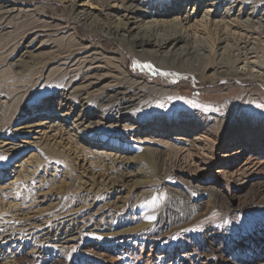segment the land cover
Segmentation results:
<instances>
[{
  "label": "bare ground",
  "instance_id": "obj_1",
  "mask_svg": "<svg viewBox=\"0 0 264 264\" xmlns=\"http://www.w3.org/2000/svg\"><path fill=\"white\" fill-rule=\"evenodd\" d=\"M183 79L231 82L240 94L206 105L179 92L177 81ZM258 87L264 89V0H0V97L5 101L0 137L11 134L12 127L25 128L22 122L45 110L62 112L80 128L86 144L109 151L121 144L111 131L141 132L173 147L152 158L164 180L176 177L198 198L238 205L249 189L264 194V177H257L264 173V101L253 93ZM57 135L62 138L61 129ZM47 148L53 158L60 156ZM78 153L115 174L127 166L113 159L116 155L98 158L82 147ZM138 158L143 159L141 152ZM172 159L184 171H173ZM106 177L105 188L122 175L113 181L109 173ZM153 178L146 177L143 202L162 193L160 180ZM106 204H97L93 212H103ZM188 211L185 219L195 213ZM81 224L86 227V220ZM166 230L177 227L157 228L147 218L141 229L103 236L112 241L122 235L134 241L132 247L86 245L83 253L97 255L102 264H236L224 256L211 259L203 246L175 249L174 240L153 238ZM148 244L157 249L156 257L133 249L143 251ZM34 247L61 262L79 249L74 238L60 246ZM30 251L14 250L11 257L18 264L47 257Z\"/></svg>",
  "mask_w": 264,
  "mask_h": 264
},
{
  "label": "rangeland",
  "instance_id": "obj_2",
  "mask_svg": "<svg viewBox=\"0 0 264 264\" xmlns=\"http://www.w3.org/2000/svg\"><path fill=\"white\" fill-rule=\"evenodd\" d=\"M183 80L177 81L182 95L210 106L235 100L240 94L239 88L231 82L215 85ZM253 93L264 101L263 88H255ZM4 103L0 97V109ZM22 123L25 128L12 127L11 134L0 137V157H4L0 160V264H18L11 257L14 250L18 253L31 250L35 257L47 255L37 264H102L103 260L97 255L83 253L85 246L95 245L101 250L110 246L119 251H123V246L130 248L134 241L129 238L119 235L111 241L103 236L141 229L147 218H151L157 228L177 227L176 231H161L152 236L174 240L175 249L180 245L189 250L203 246L211 259L224 256L236 264L242 260L257 262L264 259V194L255 188L249 189L238 205L228 199H201L178 178L166 177L164 180L152 158L159 153L171 152L173 147L159 142L158 137L151 140L149 135L141 132L122 133L115 129L111 131L112 136L121 144L109 151L105 147L97 148V144H86L84 135L78 132L80 128L71 119L62 118V112L36 111ZM58 129H61L60 139L56 136ZM53 135L55 139H52ZM49 145L61 153L58 158L52 157V150L47 148ZM80 147L98 153V158L104 153L116 155L113 159L123 160L127 166L119 171L120 174H115L109 166L104 168V163L99 165L96 158L78 153ZM139 152L143 159L138 158ZM171 161L168 166L173 171L181 168L180 171H184L174 159ZM108 173L112 181L116 176L122 177L105 188L103 181L108 179ZM146 177L160 180L162 189L161 194L150 195V203L143 202L142 187ZM257 177L263 178L264 173ZM229 186L234 184L229 182ZM97 204L108 207L94 213ZM187 211L195 213L185 219ZM197 217L200 220L195 221ZM83 220H86V227L81 224ZM177 220L181 222L174 225ZM79 233L83 238L78 239ZM71 238L76 240L79 249L68 254L63 262L46 250L30 249L60 246ZM150 246H145L143 251L136 245L133 249L142 257L148 254L156 257L157 249ZM217 251L225 253L220 255Z\"/></svg>",
  "mask_w": 264,
  "mask_h": 264
},
{
  "label": "snow or ice",
  "instance_id": "obj_3",
  "mask_svg": "<svg viewBox=\"0 0 264 264\" xmlns=\"http://www.w3.org/2000/svg\"><path fill=\"white\" fill-rule=\"evenodd\" d=\"M262 107H264V106H262ZM3 159H4V157H0V160H3ZM155 199H156V197L153 198L154 201H155Z\"/></svg>",
  "mask_w": 264,
  "mask_h": 264
}]
</instances>
